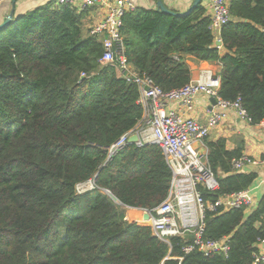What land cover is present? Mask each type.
Segmentation results:
<instances>
[{"label":"trees","instance_id":"trees-1","mask_svg":"<svg viewBox=\"0 0 264 264\" xmlns=\"http://www.w3.org/2000/svg\"><path fill=\"white\" fill-rule=\"evenodd\" d=\"M216 46L203 2L186 16L136 6L122 26L132 68L169 92L188 84V59L219 61L222 99H241L253 124L264 118V0H232ZM88 10L50 0L0 31V264H254L264 242V194L245 207L208 210L204 237H229V252L183 251L194 236L162 241L127 208L165 201L172 170L157 144L108 148L142 120L139 85L104 63L105 34ZM83 74H85L83 76ZM219 182L206 201L248 189L257 174L234 170L243 145L206 140ZM98 178L96 179V176ZM90 179L96 188L77 186ZM258 264H264L259 262Z\"/></svg>","mask_w":264,"mask_h":264},{"label":"built area","instance_id":"built-area-1","mask_svg":"<svg viewBox=\"0 0 264 264\" xmlns=\"http://www.w3.org/2000/svg\"><path fill=\"white\" fill-rule=\"evenodd\" d=\"M231 1L214 0L212 3L211 30L216 36V41L220 39L223 27L230 21ZM56 2L69 4L78 10L97 5L107 8L105 18L91 29L92 33L107 35L101 61L118 63L127 81L138 84L141 90L139 103L144 108L142 120L134 129L124 133L108 148L107 160L112 159L129 144L133 135H137L138 139L135 144L138 146L150 143L159 145L172 170L169 193L165 201L151 210H140L143 214L141 224L151 226L154 233L168 245H171L173 237L194 236V239L184 246L185 253L198 250L205 255L215 252L227 255L230 248L229 237L222 240H211L204 237L207 211H215L219 208L223 211L241 207L248 208L253 203V197L248 188L222 195L212 203L206 201L201 187L208 191H216L219 188V182L208 163L207 155L205 157L195 144L199 142L206 145L211 127L221 122L228 109H234L241 117L252 123L251 117L242 107L241 99L229 101L220 97L221 75L212 69H203L197 78H192L185 86L169 92L163 91L151 78L136 72L125 55L121 33L126 12L136 8L132 0H56ZM216 46L219 49L222 47V45ZM199 95L217 99V105L210 113L207 124L199 122L190 114L196 110V98ZM174 105L182 111H176ZM257 124L264 130V118ZM258 163V160L242 155L233 160V168L240 170L247 164ZM96 187L95 179H90L77 186L79 193ZM146 213L149 214V219L145 218ZM259 262L264 263V253L256 255L254 264Z\"/></svg>","mask_w":264,"mask_h":264},{"label":"crops","instance_id":"crops-1","mask_svg":"<svg viewBox=\"0 0 264 264\" xmlns=\"http://www.w3.org/2000/svg\"><path fill=\"white\" fill-rule=\"evenodd\" d=\"M50 0H17L15 3V17L21 16L34 8L44 5ZM136 6H144L147 8L156 7L157 0H132ZM167 6L175 11L183 12L190 8L194 0H164ZM214 0H203V5L207 9L210 16L212 3ZM13 0H3L0 2V24L5 20L7 15L12 11ZM86 25L88 28H94L102 21L106 14L107 8L103 5L93 6L87 9ZM223 50V44L221 51ZM188 64L192 70V78H197L203 69H212L217 73L221 72L222 64L219 61H198L193 58L188 59ZM211 97L199 95L196 98V110L190 113L199 122L207 124L208 117L212 112ZM174 109L180 112V108L174 105ZM182 111V110H181ZM226 116L221 122L211 127L210 135L207 140L216 141L220 138L227 139V147L230 150L243 145V154L248 155L259 161L258 164H247L242 169L246 173H256L257 177L253 184L249 187L253 197V203L246 208V217L250 216L257 208L264 194V130L258 125L250 123L241 117L234 109L225 111ZM206 143V142H205ZM196 148L206 157L208 154L207 145L197 142ZM140 213V210L135 209ZM127 219L128 216H127ZM260 253H264V242L260 244Z\"/></svg>","mask_w":264,"mask_h":264},{"label":"water","instance_id":"water-1","mask_svg":"<svg viewBox=\"0 0 264 264\" xmlns=\"http://www.w3.org/2000/svg\"><path fill=\"white\" fill-rule=\"evenodd\" d=\"M16 1L17 0H13V2H12L13 7H12L11 13H9L7 15V17L5 18V20L0 24V31L3 30L4 28H6L7 26H9L17 18V17H15V13H14ZM202 2H203V0H194L192 5L190 6V8L186 11H183V12L175 11V10L169 8L164 0H157L156 7L158 10L162 11L163 13L172 14L175 16H186V15L190 14L195 8H197ZM216 45H222V40L221 39L217 40ZM216 105H217V99L215 97H211L210 108L213 109L214 106H216ZM137 139H138V136L133 135L130 138V143H135V141H137ZM97 178H98V175L96 176V179ZM145 218L149 219L148 213H146Z\"/></svg>","mask_w":264,"mask_h":264},{"label":"rangeland","instance_id":"rangeland-1","mask_svg":"<svg viewBox=\"0 0 264 264\" xmlns=\"http://www.w3.org/2000/svg\"><path fill=\"white\" fill-rule=\"evenodd\" d=\"M126 214H127L128 218L130 220L137 221L139 224L142 223L141 222L142 221V217H143L142 211H140V213H139L135 209L127 208ZM141 225H148V224H141Z\"/></svg>","mask_w":264,"mask_h":264}]
</instances>
